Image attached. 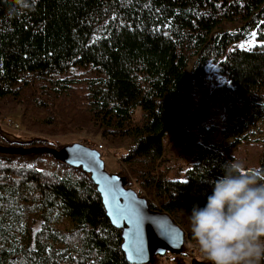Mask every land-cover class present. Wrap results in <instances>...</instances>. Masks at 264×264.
<instances>
[{
	"label": "trees",
	"instance_id": "16d2710c",
	"mask_svg": "<svg viewBox=\"0 0 264 264\" xmlns=\"http://www.w3.org/2000/svg\"><path fill=\"white\" fill-rule=\"evenodd\" d=\"M207 58L226 76L209 95L230 140L209 143L201 125L185 178H170L163 136ZM16 109L45 136L0 134V264H159L127 259L89 172L49 151L63 146L49 136L69 132L123 149L117 174L183 228V254L197 246L192 206L206 204L231 148L262 131L264 0H0V114Z\"/></svg>",
	"mask_w": 264,
	"mask_h": 264
},
{
	"label": "rangeland",
	"instance_id": "374dc122",
	"mask_svg": "<svg viewBox=\"0 0 264 264\" xmlns=\"http://www.w3.org/2000/svg\"><path fill=\"white\" fill-rule=\"evenodd\" d=\"M258 39L249 35L237 41L239 47H248ZM226 80V76L219 70L218 63L207 58L204 63V71L198 77H190L184 90L182 108L173 121V125L163 136V146L166 155L167 175L170 178H185V169L193 160L194 150L199 139V127L204 125L209 128L208 142H228L230 138L224 137L221 127L223 118V105L210 98V88ZM18 109L0 114V134L9 141H29L34 134L21 126ZM17 124V126H16ZM262 129L257 136H251L238 145L231 148L232 162L240 163L245 168L257 167L258 156L263 148L264 118L259 121ZM36 135L44 137L43 133ZM49 138L59 139L62 145L74 141L98 147L99 141L90 135L81 132H69ZM123 151L118 147H103L101 158L104 161L105 170L110 174H117L119 163L118 155ZM132 187V186H130ZM134 188V187H132ZM135 189V188H134ZM136 190V189H135ZM145 197L151 198L147 195ZM154 200V199H153ZM159 264H208L197 246L189 245L183 254L165 253L158 258Z\"/></svg>",
	"mask_w": 264,
	"mask_h": 264
},
{
	"label": "clouds",
	"instance_id": "9594fccd",
	"mask_svg": "<svg viewBox=\"0 0 264 264\" xmlns=\"http://www.w3.org/2000/svg\"><path fill=\"white\" fill-rule=\"evenodd\" d=\"M38 0H16L35 9ZM206 204L189 215L192 236L208 264H264V168L222 165Z\"/></svg>",
	"mask_w": 264,
	"mask_h": 264
},
{
	"label": "water",
	"instance_id": "95a60500",
	"mask_svg": "<svg viewBox=\"0 0 264 264\" xmlns=\"http://www.w3.org/2000/svg\"><path fill=\"white\" fill-rule=\"evenodd\" d=\"M49 151L89 172L111 223L122 227L121 246L129 261H152L155 255L180 252L183 228L167 212L150 208L122 176L108 173L99 149L74 141Z\"/></svg>",
	"mask_w": 264,
	"mask_h": 264
},
{
	"label": "built area",
	"instance_id": "2783aa9c",
	"mask_svg": "<svg viewBox=\"0 0 264 264\" xmlns=\"http://www.w3.org/2000/svg\"><path fill=\"white\" fill-rule=\"evenodd\" d=\"M17 126V124H16ZM97 149H102V145H98Z\"/></svg>",
	"mask_w": 264,
	"mask_h": 264
},
{
	"label": "snow or ice",
	"instance_id": "6c2138e0",
	"mask_svg": "<svg viewBox=\"0 0 264 264\" xmlns=\"http://www.w3.org/2000/svg\"><path fill=\"white\" fill-rule=\"evenodd\" d=\"M253 35L255 36V33H253ZM243 47V46H242ZM29 167H31V166H29Z\"/></svg>",
	"mask_w": 264,
	"mask_h": 264
}]
</instances>
